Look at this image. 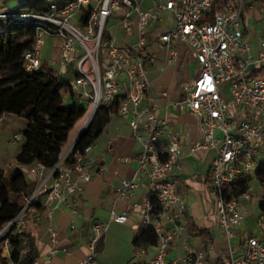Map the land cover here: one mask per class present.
Wrapping results in <instances>:
<instances>
[{"label":"built area","instance_id":"obj_1","mask_svg":"<svg viewBox=\"0 0 264 264\" xmlns=\"http://www.w3.org/2000/svg\"><path fill=\"white\" fill-rule=\"evenodd\" d=\"M43 1L47 9L41 15L0 13V20L10 17L36 26L33 45L22 57L24 71H39L45 39H58L59 57L53 63L58 65L56 75L64 77L69 67L74 72L62 93L66 96L71 91L87 101L91 110L87 123L98 107L109 108L120 97L117 114L142 145V153L133 160L148 181L140 224L156 234V254L143 264H203L204 253L187 244L182 246V257L167 259L182 232L176 219L185 211L173 176L180 168L181 146L177 136L167 131L166 119L156 115L157 100L145 99L150 89L145 52L150 46H160L167 53L165 62L172 63L177 57L175 45H183L198 66L194 77L182 85L183 100L171 105L188 110L197 119L200 138L190 153L214 152L207 190L230 241L243 219L238 201L254 197L251 181H257L256 172L264 161V76L259 75L264 70V26L257 33L255 54L245 34L247 11L254 7L245 8V0H67L62 6L56 0ZM255 6L264 22V6L257 2ZM118 28L127 35V44L117 38ZM166 95L163 91L162 96ZM19 138L15 135L12 140ZM95 147L94 141L83 152H74L72 145L53 168H26L24 175L35 186L23 208L0 228V251L6 257L0 264H16L5 239L10 232L21 234L30 222L43 219L51 223L54 212L62 207L76 214L71 200L105 171L104 165L92 171ZM240 177L250 178L244 189L238 184ZM137 187L133 178L122 179L116 200H132ZM127 222V213L115 206L106 222H93L84 258L78 264H95L96 244L109 225ZM166 223L173 227L164 228ZM258 227L264 229V221ZM47 233L55 247L56 231L48 226ZM227 255L229 264H264V237H248L239 247H229ZM30 264L51 263L33 260Z\"/></svg>","mask_w":264,"mask_h":264},{"label":"crops","instance_id":"obj_2","mask_svg":"<svg viewBox=\"0 0 264 264\" xmlns=\"http://www.w3.org/2000/svg\"><path fill=\"white\" fill-rule=\"evenodd\" d=\"M23 1L0 0V13H10ZM63 4V0L58 1L59 6ZM253 10L247 11L245 34L251 41L255 54L253 45L256 47L257 33L261 27L254 25L261 21L259 13ZM116 35L124 44L128 43V37L121 29H117ZM54 40L45 39L43 63L50 68L58 69V65L53 64L59 57V47H54ZM175 50L177 57L172 63L165 62L167 53L160 46H150L145 52L148 59L146 74L150 81V89L145 99L157 100L156 115L166 119L167 131L177 136L181 146L180 168L173 172V176L178 181L177 192L185 201V211L176 219V224L182 227V232L167 259L182 257V246L187 244L194 250L204 253L203 264H229L227 255L229 247L233 249L239 247L248 237H264V229L258 227L260 221H264V209L259 207V211H255V205L259 206L264 198V189L260 197H253L248 202L238 201L237 205L243 219L234 228V237L228 241L219 224L214 199L207 190L214 152L208 150L190 153L192 145L200 138L197 119L188 110L180 111L171 105L183 100L182 85L194 77L198 68L186 46L175 45ZM171 65L175 68L172 69ZM73 73V70L69 69L64 77L69 80L73 78ZM163 91L167 93L166 97L162 96ZM86 122L87 120L78 130L76 137ZM26 126L27 121L15 115L4 114L0 117V169L6 178L16 172L24 174L26 170L13 164L23 146L22 133ZM72 130L73 128L69 136ZM15 135L20 137L19 140H12ZM76 137L72 139L71 146ZM95 143L92 171L101 165H104L105 171L102 177H94L86 183L82 192L71 200L76 214L73 215L68 208L62 207L54 212L51 223L43 219L28 224L25 232L35 242V260L49 261L51 264H78L85 255L91 224L95 221L106 222L112 206L119 212L127 213L128 222L109 225L106 233L96 244L95 264H143L156 254L154 247L145 248L141 252L140 249L135 251L132 245L137 232L142 228L140 222L144 213L143 203L148 191V181L138 172L137 163L133 160L142 153V145L135 140L127 122L118 114L110 116L109 122ZM126 159L127 162L124 161ZM125 178H133L138 185L134 198L127 202L116 200L120 181ZM48 226H51L58 235L55 247L50 243ZM172 227V223H166L164 226L166 229ZM202 230L208 231L209 235L199 237L198 231ZM53 248L55 251L50 254ZM99 249H102L100 253Z\"/></svg>","mask_w":264,"mask_h":264},{"label":"trees","instance_id":"obj_3","mask_svg":"<svg viewBox=\"0 0 264 264\" xmlns=\"http://www.w3.org/2000/svg\"><path fill=\"white\" fill-rule=\"evenodd\" d=\"M57 3L59 0H56ZM64 3L67 0H63ZM264 6V0H254ZM47 5L43 0H24L15 10L5 15H41ZM36 26L20 19L0 20V117L12 114L27 121L22 133L23 146L13 164L22 168L42 165L46 170L58 162L63 148L68 142L70 130L83 117L87 101L71 91L64 96L62 90L68 80L51 71L45 63L39 71L28 74L22 67L23 54L34 42ZM264 76V70L259 72ZM120 97H116L111 107H98L91 122L73 145L72 151L83 152L100 136L111 115H117ZM256 180L264 189V161L256 172ZM249 177H240L238 184L244 189ZM35 184L25 175L16 172L6 178L0 169V228L15 217L25 205V198ZM233 189V187L231 188ZM158 210L155 197L152 198ZM264 209V198L259 205ZM209 235L206 230L198 231L199 237ZM10 245L9 256L16 264H30L36 258V246L26 232H10L6 237ZM156 234L147 226L137 232L132 245L135 251L154 247ZM25 251V253H23ZM0 259L6 257L0 251Z\"/></svg>","mask_w":264,"mask_h":264},{"label":"rangeland","instance_id":"obj_4","mask_svg":"<svg viewBox=\"0 0 264 264\" xmlns=\"http://www.w3.org/2000/svg\"><path fill=\"white\" fill-rule=\"evenodd\" d=\"M249 5H252L253 7H254V10L253 11H257L258 13H260L261 11L259 10V8L257 7L256 8V6H255V2H254V0H245V2H244V7L245 8H247V6H249ZM252 23V22H251ZM254 26H257V27H262V26H264V22H258V23H256ZM107 27H108V25H106V29H107ZM54 47H60V45H61V42H60V40H58V39H55L54 40ZM253 48H254V51L256 52V47H255V45H253ZM72 67H69V69H71ZM171 68L173 69V68H175V66L174 65H171ZM57 68H55V67H52L51 68V71L54 73V74H57L58 72H57ZM90 112H91V110H90V106H88V104H87V107H86V111H85V114L83 115V117L74 125V127H73V130H72V132L70 133V136H69V141L67 142V144H66V146L63 148V151H62V153H61V155L71 146V143L73 142L72 141V139H74L75 137H76V134H77V132H78V130L81 128V126H82V124L84 123V121H86L87 119H88V117H89V115H90ZM86 124H87V122H86ZM85 124V125H86ZM85 127V126H84ZM251 183H252V186H253V189H254V197H260V195H261V193H262V187L260 186V184L257 182V181H251ZM255 199V198H254ZM260 200V199H259ZM255 211H259V206H258V204L257 205H255ZM5 215L6 213L4 212V211H2L1 209H0V215ZM97 246V245H96ZM102 249H99V253H100V251H101Z\"/></svg>","mask_w":264,"mask_h":264},{"label":"water","instance_id":"obj_5","mask_svg":"<svg viewBox=\"0 0 264 264\" xmlns=\"http://www.w3.org/2000/svg\"><path fill=\"white\" fill-rule=\"evenodd\" d=\"M91 122V120L88 121V123L85 125V127L81 130V132L77 135L76 139L74 140L73 145L75 144V142L77 141V139L80 137V135L83 133V131L87 128V126L89 125V123Z\"/></svg>","mask_w":264,"mask_h":264}]
</instances>
